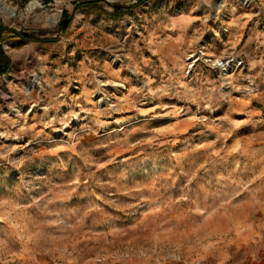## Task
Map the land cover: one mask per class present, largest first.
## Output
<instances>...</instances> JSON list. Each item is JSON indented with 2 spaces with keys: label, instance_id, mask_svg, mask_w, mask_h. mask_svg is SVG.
<instances>
[{
  "label": "rangeland",
  "instance_id": "rangeland-1",
  "mask_svg": "<svg viewBox=\"0 0 264 264\" xmlns=\"http://www.w3.org/2000/svg\"><path fill=\"white\" fill-rule=\"evenodd\" d=\"M106 1L0 0V264H264V0Z\"/></svg>",
  "mask_w": 264,
  "mask_h": 264
},
{
  "label": "trees",
  "instance_id": "trees-1",
  "mask_svg": "<svg viewBox=\"0 0 264 264\" xmlns=\"http://www.w3.org/2000/svg\"><path fill=\"white\" fill-rule=\"evenodd\" d=\"M101 1L108 3L106 0H81V1L76 0V3H81V5H85V6H93V5H98V3ZM143 1L145 0H137L134 4H131V5H120V4H115V3H110V5L113 7V13L123 14L124 12L130 11L134 6L138 5L139 3H142ZM72 18H73L72 14L69 13L67 10L62 11L61 18L57 24V29H56L57 35L62 34L66 31V29L68 28L69 24L72 21ZM5 32L7 33L4 34ZM7 34L14 36V37H20L23 39L38 40L31 34H28L24 31L1 26L0 28V75H3L4 73H6L10 66V59L2 48V43L5 39V35Z\"/></svg>",
  "mask_w": 264,
  "mask_h": 264
},
{
  "label": "built area",
  "instance_id": "built-area-1",
  "mask_svg": "<svg viewBox=\"0 0 264 264\" xmlns=\"http://www.w3.org/2000/svg\"><path fill=\"white\" fill-rule=\"evenodd\" d=\"M216 65L221 68V70H234L237 67H240L242 65V59H235L234 58H226L224 60H217ZM192 66V64L190 65Z\"/></svg>",
  "mask_w": 264,
  "mask_h": 264
},
{
  "label": "bare ground",
  "instance_id": "bare-ground-1",
  "mask_svg": "<svg viewBox=\"0 0 264 264\" xmlns=\"http://www.w3.org/2000/svg\"><path fill=\"white\" fill-rule=\"evenodd\" d=\"M32 84H35L34 82Z\"/></svg>",
  "mask_w": 264,
  "mask_h": 264
}]
</instances>
